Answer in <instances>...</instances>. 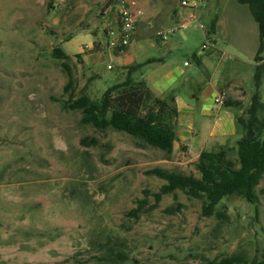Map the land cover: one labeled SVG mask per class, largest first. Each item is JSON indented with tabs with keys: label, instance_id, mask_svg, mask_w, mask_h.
<instances>
[{
	"label": "rangeland",
	"instance_id": "374dc122",
	"mask_svg": "<svg viewBox=\"0 0 264 264\" xmlns=\"http://www.w3.org/2000/svg\"><path fill=\"white\" fill-rule=\"evenodd\" d=\"M191 10L189 27L168 37L169 44L177 42L168 65L213 53L224 72L236 59L203 49L205 36L222 52H238L253 64L243 68L246 92L241 107L232 109L245 116L256 92L253 56L260 45L250 8L235 0H204ZM119 11L112 0H0V264H110L103 256L122 251L128 259L119 264L264 257V179L257 189L260 203L227 198L218 206L224 219L204 217L203 202L182 191L157 204L154 194L166 182L148 172L161 168L199 176L194 163L143 147L126 133L98 131L82 123L81 111L67 107L71 97L84 94L99 100L122 81L119 56L109 46ZM182 24L153 26L133 45L145 47L147 58L165 57L154 35ZM93 42L100 46L95 51ZM56 48L70 56L69 91ZM260 94L264 102V80ZM236 139L207 151L233 147ZM170 208L178 211L169 214Z\"/></svg>",
	"mask_w": 264,
	"mask_h": 264
},
{
	"label": "trees",
	"instance_id": "16d2710c",
	"mask_svg": "<svg viewBox=\"0 0 264 264\" xmlns=\"http://www.w3.org/2000/svg\"><path fill=\"white\" fill-rule=\"evenodd\" d=\"M235 1L247 5L258 24L260 45L256 62H259L264 49V0ZM210 27L213 31L215 21ZM99 47L94 42L92 51ZM125 49L118 47L115 51L119 53ZM54 55L62 60V66L69 76L66 86L69 91L73 86V71L67 62L70 56L59 48L54 50ZM149 63L120 67L122 81L109 87L99 100L84 94L76 99L71 97L66 105L71 110L81 111L82 123L92 125L98 131L112 129L123 132L139 140L143 147L149 146L172 154L177 137V92L172 89L164 96H157L144 80L138 79L141 69ZM263 80L264 64H260L256 67V92L252 96V103L245 116L237 115L236 118L238 139L235 146L203 151L194 165L199 176L169 172L161 168L148 172L166 182L154 194L157 204L163 196L182 191L188 197L203 202L204 217L224 219L226 215L218 211V206L227 198L239 197L255 206L260 203L257 189L264 179V102L260 94ZM241 105L240 101H223V106L228 109H238ZM141 209L142 206L134 210L133 214ZM177 211L176 208H170L168 213L175 214ZM103 259L110 264H119L126 261L128 255L124 251L107 252ZM212 264H264V257L248 261L240 255H234L215 260Z\"/></svg>",
	"mask_w": 264,
	"mask_h": 264
},
{
	"label": "crops",
	"instance_id": "0c3cea01",
	"mask_svg": "<svg viewBox=\"0 0 264 264\" xmlns=\"http://www.w3.org/2000/svg\"><path fill=\"white\" fill-rule=\"evenodd\" d=\"M138 6L143 10L144 15L135 29L130 45L124 51L117 53L119 66L126 67L150 61L141 69L140 74L137 75L138 79L144 80L157 96H164L175 88L178 119L173 154L195 165L200 154L207 151V148L237 134L238 114L232 109L225 108L223 103L218 104L216 100L224 96L223 101L225 99L242 101L246 92L243 87L242 71L246 65L253 64L237 57L239 53L236 51L231 53L220 51L215 43L207 49L221 52L222 58L230 56L236 59L225 67L224 72L219 70V66L223 67L221 62L217 65L214 63L213 53L200 57H198L199 54L194 55L193 63L189 61L170 67L166 57L172 56L177 42L171 44L167 41L162 42L157 33L154 38L163 48L165 47L166 56L145 57L147 54L145 47L134 46L133 41L145 39L149 35L148 30L153 26L165 28L173 21H182L188 28L189 21L193 20L195 15L190 7L181 5V0H163L162 2L138 0ZM92 45L87 48L92 49ZM150 46L155 48L156 44L152 42ZM257 54L258 49L253 56L255 67L264 64V49L261 53L262 60L259 62H256ZM145 68L148 70L145 71Z\"/></svg>",
	"mask_w": 264,
	"mask_h": 264
},
{
	"label": "built area",
	"instance_id": "2783aa9c",
	"mask_svg": "<svg viewBox=\"0 0 264 264\" xmlns=\"http://www.w3.org/2000/svg\"><path fill=\"white\" fill-rule=\"evenodd\" d=\"M204 2V0H181V5L183 7H190L191 9H197ZM114 4H117L119 7V18L120 25L117 31H110L111 39L109 46L111 48H127L134 36L135 29L140 22V19L143 17L144 12L138 6V0H114ZM187 25L183 23L181 26L171 27L166 31H158L157 36L162 42L168 40L169 35H172L179 31L180 29H186ZM200 28L203 30L204 26L200 25ZM205 44L203 45L204 49L209 48L214 45L213 40L205 36ZM111 68V67H110ZM224 96L218 98L216 102L218 104L223 103Z\"/></svg>",
	"mask_w": 264,
	"mask_h": 264
}]
</instances>
